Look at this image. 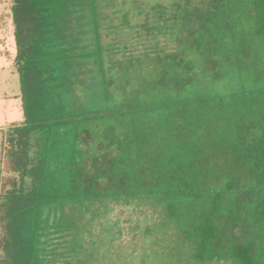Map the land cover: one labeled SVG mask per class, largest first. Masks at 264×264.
Wrapping results in <instances>:
<instances>
[{
    "label": "trees",
    "instance_id": "1",
    "mask_svg": "<svg viewBox=\"0 0 264 264\" xmlns=\"http://www.w3.org/2000/svg\"><path fill=\"white\" fill-rule=\"evenodd\" d=\"M11 3L0 264H264V0Z\"/></svg>",
    "mask_w": 264,
    "mask_h": 264
},
{
    "label": "rangeland",
    "instance_id": "2",
    "mask_svg": "<svg viewBox=\"0 0 264 264\" xmlns=\"http://www.w3.org/2000/svg\"><path fill=\"white\" fill-rule=\"evenodd\" d=\"M11 8V0L0 2V15H4V18H0V53H2L3 56L5 55L8 57V66L11 72H13L14 75L19 76V69L17 66L18 50L15 42V25L13 23ZM7 28H9L10 32L8 35L3 33V30H6ZM20 108H23V100L18 104L17 111L11 110L9 108L4 109L0 106V185H3V187H0V191L7 192L12 190V184L13 182H16L18 188L21 187V189H23L25 192H29L33 188L34 184L31 175L22 174L21 171L20 173H16L11 170L12 163L10 158L7 156L8 150H11V144L6 141L5 134L15 125H20V123L24 122V110L22 109L23 113L21 115V113H19ZM8 123L10 124L8 125ZM20 176L24 180L22 184L20 181ZM113 213L117 215L118 210H115ZM114 217L115 216H112L111 218ZM124 219L125 218L122 217L123 221ZM133 219H135V217H133ZM57 237L58 236L56 234H51L45 237L46 244L43 247L47 250L46 252L49 259L62 261L61 254L63 253L64 249L61 248V241ZM122 240L124 243H126L128 242L129 237L125 235ZM4 254V242L0 233V257L3 258Z\"/></svg>",
    "mask_w": 264,
    "mask_h": 264
},
{
    "label": "crops",
    "instance_id": "3",
    "mask_svg": "<svg viewBox=\"0 0 264 264\" xmlns=\"http://www.w3.org/2000/svg\"><path fill=\"white\" fill-rule=\"evenodd\" d=\"M5 1L6 0H0V2ZM0 18H4V15H0ZM3 33L7 35L10 34L9 28L3 30ZM8 62V57L5 55L3 56V54L0 53V106L4 109L9 108L11 110L17 111V106L20 101H22L21 81L18 75H14L13 72H11ZM22 109L20 108L19 110L21 115L23 113ZM9 124L10 123H8V125Z\"/></svg>",
    "mask_w": 264,
    "mask_h": 264
}]
</instances>
